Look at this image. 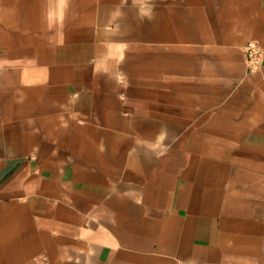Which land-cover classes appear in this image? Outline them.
Returning a JSON list of instances; mask_svg holds the SVG:
<instances>
[{
    "label": "crops",
    "instance_id": "1",
    "mask_svg": "<svg viewBox=\"0 0 264 264\" xmlns=\"http://www.w3.org/2000/svg\"><path fill=\"white\" fill-rule=\"evenodd\" d=\"M249 41L264 0H0V264H264Z\"/></svg>",
    "mask_w": 264,
    "mask_h": 264
},
{
    "label": "built area",
    "instance_id": "2",
    "mask_svg": "<svg viewBox=\"0 0 264 264\" xmlns=\"http://www.w3.org/2000/svg\"><path fill=\"white\" fill-rule=\"evenodd\" d=\"M244 61L247 72H255L259 70L264 61V51L256 41H249L243 48ZM193 264V263H180Z\"/></svg>",
    "mask_w": 264,
    "mask_h": 264
},
{
    "label": "clouds",
    "instance_id": "3",
    "mask_svg": "<svg viewBox=\"0 0 264 264\" xmlns=\"http://www.w3.org/2000/svg\"><path fill=\"white\" fill-rule=\"evenodd\" d=\"M146 16L150 17L151 9L149 8L147 11L143 13ZM168 140V131L167 128L162 126L160 132L156 136V140L154 144H152V151L155 153L157 157L162 156L165 154L168 150V145L165 143V141Z\"/></svg>",
    "mask_w": 264,
    "mask_h": 264
}]
</instances>
